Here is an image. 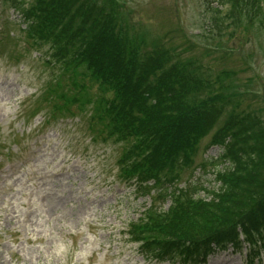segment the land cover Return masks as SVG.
<instances>
[{"label":"rangeland","instance_id":"obj_1","mask_svg":"<svg viewBox=\"0 0 264 264\" xmlns=\"http://www.w3.org/2000/svg\"><path fill=\"white\" fill-rule=\"evenodd\" d=\"M113 1L121 8L120 21L145 39L144 51L161 44L172 50L173 61L198 60L203 75L214 80L213 89L228 94L218 125L239 105L241 114H258L245 126L264 127L263 29L252 21L226 20L217 32L211 19L226 7L210 0ZM98 2L115 10L106 0ZM12 8L0 3V264H179L146 258L130 239L131 221L150 205L166 209L169 200L162 203L150 183L120 170L118 159L130 144L108 136L97 120L100 84L87 73L71 80L46 62L45 48L38 52L37 37L16 20ZM73 96L81 100L62 99ZM262 134L247 139L258 192L264 191ZM210 135L192 166L179 171V189L190 191L195 177L213 185L206 172L212 165L204 161ZM214 149L209 157L217 154ZM200 166L201 172L193 173ZM261 250L250 258L251 252L230 246L203 264H264Z\"/></svg>","mask_w":264,"mask_h":264},{"label":"trees","instance_id":"obj_2","mask_svg":"<svg viewBox=\"0 0 264 264\" xmlns=\"http://www.w3.org/2000/svg\"><path fill=\"white\" fill-rule=\"evenodd\" d=\"M2 1L18 12L26 31L37 37L38 52L45 48L46 62L67 72L71 80L87 73L100 84L94 114L108 136L130 144L118 159L120 170L140 183H150L161 202L170 199L166 210L150 205L128 225L130 239L146 258L203 264L229 246L237 251L248 247L258 254L256 248L264 241V191L255 188L254 154L247 139L253 140L264 127L245 126L257 119L256 112L241 114L237 105L227 113L228 120L218 125L228 94L213 89L214 80L203 75L205 68L198 60L173 61L172 50L161 44L152 52L144 51L145 39L120 21L113 0L106 1L115 10L98 0ZM260 1L210 0V5L226 7L215 12L213 28L219 32L229 20V24L247 21L250 25L252 21L264 30ZM262 37L258 40L264 43ZM209 134L206 144L223 143L226 137L229 142L218 160L221 169L213 163L218 186L206 189L210 198L204 200L196 197L202 183L192 181V191L186 192L175 181L180 170L192 166Z\"/></svg>","mask_w":264,"mask_h":264}]
</instances>
